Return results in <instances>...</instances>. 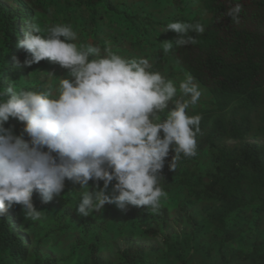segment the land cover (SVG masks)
Returning a JSON list of instances; mask_svg holds the SVG:
<instances>
[{"label": "trees", "instance_id": "1", "mask_svg": "<svg viewBox=\"0 0 264 264\" xmlns=\"http://www.w3.org/2000/svg\"><path fill=\"white\" fill-rule=\"evenodd\" d=\"M120 1L77 0L70 25L78 29L86 24L96 26L99 19H106L113 36H120L121 42L127 37L130 46L140 51L148 46L150 52L146 55L154 58L152 70L170 79L176 73H168L166 55L172 53L184 71L210 92L211 99L189 110V115L202 117L197 155L181 154L171 169L174 153L170 152L160 181L167 196L152 213L154 225L141 230L148 236L164 235L163 243L139 241L126 231L121 235L124 247L108 255L100 235L112 224L141 223L148 213L143 207L121 210L115 204H106L100 213L86 217L81 226L80 236L86 240L96 230L97 242L90 243L86 264H145L162 245L169 246L173 237L182 245L200 235L204 225L220 239L217 247L207 249L211 256L217 251L220 257L208 264H264V233H259V227L253 228L254 224L264 223V0H199L193 15L182 22L201 23L205 32L197 36L189 33L196 36L195 44L174 43L167 53H160L154 46L167 40L156 33L162 21ZM235 3L242 5V11L234 19L227 13ZM42 10L41 3L34 0H0V91L9 87L16 92L46 89L44 84L28 80L47 60L25 66L24 60L31 59V55L17 46L28 25L34 23L35 11ZM82 10L88 14L84 16ZM45 34L41 28V35ZM5 127L27 139L22 122L10 118ZM91 184L93 188L95 183ZM99 186L103 187L102 181ZM169 196L176 200L173 208L164 203ZM34 204L39 208V203ZM46 207L51 210L53 205ZM20 208L16 205L0 217V264H24L32 251L27 224L18 214ZM242 213L248 219L236 218ZM100 217L105 219L98 221ZM248 231L256 234L250 248L226 250L238 232ZM80 236L78 240H82ZM34 259L40 262L37 255ZM180 259L181 264H187L182 256ZM48 264L57 262L49 260Z\"/></svg>", "mask_w": 264, "mask_h": 264}, {"label": "clouds", "instance_id": "2", "mask_svg": "<svg viewBox=\"0 0 264 264\" xmlns=\"http://www.w3.org/2000/svg\"><path fill=\"white\" fill-rule=\"evenodd\" d=\"M241 11L235 3L227 14L235 19ZM168 31L177 34L176 46H186L197 42L205 26L175 21L166 25ZM76 39L69 25L49 26L41 35L30 23L18 42L31 55L25 66L48 60L68 72L55 89L0 91V217L20 205L26 219L39 220L33 193L48 203L64 190L65 180L86 189L76 206L83 217L106 204L155 213L167 196L160 181L170 152L171 169L181 154L197 155L202 117L188 112L202 91L190 73L177 86L153 71L147 58L126 59L91 44L78 47ZM171 48L169 42L164 51ZM10 118L24 124L27 139L5 127ZM89 181L95 183L91 190Z\"/></svg>", "mask_w": 264, "mask_h": 264}, {"label": "rangeland", "instance_id": "3", "mask_svg": "<svg viewBox=\"0 0 264 264\" xmlns=\"http://www.w3.org/2000/svg\"><path fill=\"white\" fill-rule=\"evenodd\" d=\"M34 1L41 3L43 8L42 11H35L34 17V23L42 28L43 32L46 33V29L49 26L56 24L71 26L69 19L73 16V8H77V0ZM85 11L86 10H82L84 16L88 14L87 11L84 13ZM72 30L77 33V39L73 42L76 43L78 47H86L91 44L100 47L102 53L105 50H110L126 59L147 58L151 64L153 63L154 58L146 55L150 52L148 46L144 51H140L130 46L127 42V37L121 42L120 36H113L114 31L108 28L106 19H99L96 26L93 24H86L84 28L75 29L72 27ZM158 44L160 43H154V45ZM166 56L168 73H176V76H174L172 80L178 86L179 81L184 79L186 72L184 68L175 61L172 53H168ZM67 72V69L47 60L36 73L30 76L28 82H40L44 84L46 88L55 89L59 85V80L64 78ZM48 73H53L54 76L49 78ZM197 83L202 91L200 101L197 105L209 102L211 99L210 92L199 82ZM169 107L171 108L172 105L170 104ZM91 188L92 184L91 181H89V190H91ZM84 190L86 189H82L78 183L65 180L64 190L60 195L54 196L48 203H43L39 194L34 192L32 197L33 204L39 203V208L36 209L41 211L39 220L33 221L31 219H26L23 215L22 208H20L18 214L22 217L24 223L27 224L25 227L30 234L32 250L29 253V258L24 264H48L49 260H53V262H57V264H86L87 249L90 243H96L97 239L94 237L96 230L92 231V238L87 237L88 240H86V237L80 236V229L82 224L86 221V217L77 213L76 206L79 202L80 194ZM164 203L170 208L176 206V200L171 196L166 198ZM51 204L53 207H50L51 210H47L46 206ZM34 206L36 207L35 204ZM70 213H73V218L70 217ZM147 213L148 216L145 217V221L141 223L126 221L122 223V225H110L105 233L100 235L101 239H103V250L108 255H115L124 247V241L121 235L126 231L135 234L139 241L144 240L147 243H158L161 245L164 235L160 234L157 237H153L141 233L142 229H148L154 225V221L151 217L152 213ZM244 214L237 215L236 218L248 219ZM92 215L88 217H92ZM96 219L98 221H103L105 217ZM230 224L233 227V223ZM256 227H259V233H264V223H261V225L254 224L253 228L255 229ZM238 228L240 227L237 226V229ZM199 234L200 235H197L195 239L188 242L185 241L182 245H178L177 239L173 237L169 242V246L162 245L161 250L151 254L145 264H181L180 256L186 260L187 264H208L213 260H217L220 257L219 252L215 251L211 256L207 249L217 247V243L220 241L218 236L215 235L207 225H204L202 233ZM77 236H80L82 240H78ZM255 238L256 234L254 231L238 232L237 238L228 243L225 248L227 251L232 248H250ZM82 243L85 245H82ZM35 255H37L40 262L35 263L33 261L35 260Z\"/></svg>", "mask_w": 264, "mask_h": 264}, {"label": "crops", "instance_id": "4", "mask_svg": "<svg viewBox=\"0 0 264 264\" xmlns=\"http://www.w3.org/2000/svg\"><path fill=\"white\" fill-rule=\"evenodd\" d=\"M122 1L127 2L136 11L150 14L155 21H162V26H156V33L159 37L162 36L167 40L154 45L160 53L166 52L164 51L165 44L171 42L174 45L175 38H177V34L174 32H164L166 25L170 22H182L183 19L190 18L199 2V0H121L120 2ZM152 35L155 36V33Z\"/></svg>", "mask_w": 264, "mask_h": 264}]
</instances>
